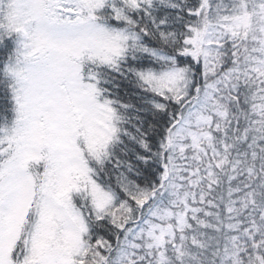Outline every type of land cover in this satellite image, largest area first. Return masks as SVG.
Returning a JSON list of instances; mask_svg holds the SVG:
<instances>
[{
  "label": "snow or ice",
  "instance_id": "6c2138e0",
  "mask_svg": "<svg viewBox=\"0 0 264 264\" xmlns=\"http://www.w3.org/2000/svg\"><path fill=\"white\" fill-rule=\"evenodd\" d=\"M0 264H264V0H0Z\"/></svg>",
  "mask_w": 264,
  "mask_h": 264
}]
</instances>
